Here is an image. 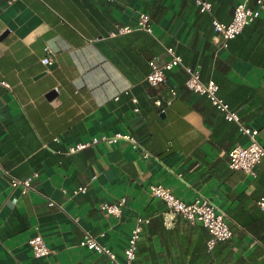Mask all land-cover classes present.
I'll return each mask as SVG.
<instances>
[{"label":"crops","instance_id":"0c3cea01","mask_svg":"<svg viewBox=\"0 0 264 264\" xmlns=\"http://www.w3.org/2000/svg\"><path fill=\"white\" fill-rule=\"evenodd\" d=\"M208 1L202 12L196 0H0V81L11 86L0 84V164L33 186L13 188L0 172V264H113L80 246L86 232L123 262L140 217L149 221L133 264H264V157L255 176L229 167V151L249 139L185 85L183 68L158 85L146 80L150 60L165 63L173 46L264 144V14L224 46L213 21L229 23L240 0ZM141 13L152 33L136 27ZM118 26L134 30L119 34ZM47 46L51 65L41 61ZM118 132L138 147L120 141L67 153ZM152 183L186 203L208 199L233 236L209 251L207 228L181 214L166 225L168 207ZM81 186L86 192L73 195ZM121 198V216L101 211ZM38 234L48 256L33 253Z\"/></svg>","mask_w":264,"mask_h":264},{"label":"built area","instance_id":"2783aa9c","mask_svg":"<svg viewBox=\"0 0 264 264\" xmlns=\"http://www.w3.org/2000/svg\"><path fill=\"white\" fill-rule=\"evenodd\" d=\"M196 3L202 12L210 11L212 9V4L208 0H196ZM250 3L251 0H240L235 8L233 18L229 23L220 22L218 20L213 21L214 31L217 36L222 37L224 40V46H227L230 40L236 38L248 24L264 14V0H255V7H252ZM136 27L152 33L150 15L147 13H141ZM132 30H134V28L130 26H118L117 33L125 34ZM117 33H113V36ZM45 51L46 55L41 61L45 65H51L54 60L53 50L47 46ZM166 52L169 55V59L165 63L159 64L155 59L150 60V72L146 77L148 83L151 85H158L167 80V72L175 68H183L187 73L185 85L194 92L207 96L211 103L224 113L227 120L237 123L241 134L247 136L249 139V144L247 146L237 145L229 151V167L232 170L244 171L247 174L255 176L256 166L264 157V144L258 140L259 131L242 124L238 113L232 110L230 104L219 96V85L214 80L206 82L202 80L200 67L186 65L183 58L177 53L173 46H167ZM0 84L11 89V86L5 81H0ZM172 93L173 95H176L175 90H172ZM157 103L161 105L160 101H157ZM120 141H127L134 147H138V141L134 136L128 133L118 132L112 135L97 136L91 140L76 143L75 145L69 146L67 153L72 154L87 147L96 146L100 143L111 145ZM146 156H148V154H146ZM0 172L11 179V186L13 188L22 187V190L25 193L33 189L32 177L26 179L16 178L9 170L4 169L1 164ZM36 175L37 173L34 174V176ZM149 189L152 196L162 199L168 207V211L165 213L166 225L170 226L173 224L175 215L181 214L190 221L207 228L211 235L207 241V248L209 251H212L215 248L217 242L227 241L233 236V232L228 224L227 214L220 211L208 199L202 196H197L192 202L186 203L176 196L171 188L164 186L161 183H152L149 186ZM86 190L87 187L81 186L73 189L72 194L78 195L80 193H85ZM63 192L67 193L68 190L63 189ZM125 203L126 198H121L116 203L104 202L100 205V209L106 215L119 217L123 212V206ZM260 204L264 207V198H262ZM148 221V219L141 217L137 219V223L132 228L128 243L124 249L125 260L123 262L118 259L114 252H112L107 246L99 243L96 238L88 232L85 233L80 242V246L97 253L106 254L113 264H133V261L136 258L138 241L143 230L142 223H147ZM29 244L36 257H45L51 253L50 248L40 234L30 238Z\"/></svg>","mask_w":264,"mask_h":264}]
</instances>
